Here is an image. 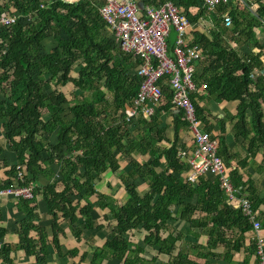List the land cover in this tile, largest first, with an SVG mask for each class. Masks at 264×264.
I'll list each match as a JSON object with an SVG mask.
<instances>
[{
    "label": "trees",
    "instance_id": "16d2710c",
    "mask_svg": "<svg viewBox=\"0 0 264 264\" xmlns=\"http://www.w3.org/2000/svg\"><path fill=\"white\" fill-rule=\"evenodd\" d=\"M136 1L144 6L171 2L192 26L200 27V21L215 25L209 32L212 35H193L205 58L195 81L199 87L204 81L203 91L214 103L237 101L236 114L228 116L233 137L245 143L250 155L261 151L264 165L262 56L240 55L222 38L226 34L222 17L228 16L233 24L231 38L235 42L240 38L261 52L264 0H246L242 12L228 11L234 0L219 6L215 15L206 13L201 0ZM102 7L100 0H0V17L12 9L10 15L17 19L14 25L0 28V190L22 186L16 178L17 166L24 168L25 185H33L38 176L50 182L42 189L34 187L33 201H18L23 216L15 226L16 248L34 257L35 264H48V233L35 226L40 223L37 204L42 202L51 218V245L62 260L213 264L218 259L230 263L234 253L254 254V243L247 248L244 244V234L252 231L251 225L240 209L229 207L218 180L203 176L195 184L185 182L189 166L179 152L189 150L181 138L182 131L190 130L183 113L172 106L173 90L167 81L158 83L162 98L151 118L126 121L125 111L141 83L137 74L140 63L120 50L100 15ZM257 32L263 42L257 40ZM47 41L56 46L45 54ZM168 47L172 57L175 45L168 43ZM69 84L75 88V103L57 88ZM204 98L200 93L192 95L197 116L203 129L218 141V156L229 167L232 156L223 149L225 128L217 127L220 137L212 133L216 126L210 120H216L217 126L218 120L200 105ZM173 109L178 113H171ZM169 115L173 117L170 131V125L163 124ZM168 131H173V141ZM169 143L171 147L162 146ZM121 161L127 162L120 177L127 196L122 206L97 190L105 173L120 170ZM237 165L241 169L247 163ZM229 176L232 187L248 200L253 211L264 207V196H259L253 180L243 182L237 168L230 169ZM142 185L146 186L143 192ZM82 202L86 204L83 208ZM95 205L110 211L102 219L105 225H99ZM203 214L206 217L195 219ZM59 218L78 244L86 242L84 238L92 232L105 234L106 243L93 253L65 250L57 239L65 234ZM184 224L190 228L187 235L182 232ZM6 232L0 227V258L3 264H13ZM31 232L38 235L37 241L29 238ZM165 234L168 236L163 239ZM189 234L196 243L185 242ZM202 235L209 238L206 246L198 244ZM220 249L223 254L218 255ZM248 256L243 264H249Z\"/></svg>",
    "mask_w": 264,
    "mask_h": 264
},
{
    "label": "built area",
    "instance_id": "2783aa9c",
    "mask_svg": "<svg viewBox=\"0 0 264 264\" xmlns=\"http://www.w3.org/2000/svg\"><path fill=\"white\" fill-rule=\"evenodd\" d=\"M74 1L76 0H64ZM100 1L103 4L100 15L115 37L120 50L140 63L138 77L141 83L131 106L125 111L126 121L151 118L162 98L158 83L161 80L167 81L173 90L172 106L183 113V120L188 123L192 136L194 133L193 147L179 152L181 159L189 166V182L195 184L207 173H211L218 180L219 187L228 201L238 205L243 217L251 225L256 264H264V239L259 235L261 230L259 214L253 211L248 200L245 197L241 198L238 195L239 191L232 187L230 169H227L223 159L218 156V141L203 129L191 97L192 94L199 93V87L195 83L196 67L205 61L202 48L187 41L191 23L171 2L157 5L155 9L154 6H144L136 0ZM201 1L208 15H215L219 6H228L234 2V0ZM244 1L246 0H235L242 5ZM16 21V17L2 15L0 28L10 27ZM202 24L203 21H200V26ZM222 26L226 30L232 29L231 18L223 16ZM171 29L177 34L172 57L169 55L167 43ZM24 175V168L17 166L16 178L22 186L1 191L0 199L9 198L26 202L33 200L34 186L25 185Z\"/></svg>",
    "mask_w": 264,
    "mask_h": 264
},
{
    "label": "crops",
    "instance_id": "0c3cea01",
    "mask_svg": "<svg viewBox=\"0 0 264 264\" xmlns=\"http://www.w3.org/2000/svg\"><path fill=\"white\" fill-rule=\"evenodd\" d=\"M240 7V4L237 5V9ZM254 11V10H253ZM252 11V12H253ZM203 23H205L203 21ZM193 27V26H192ZM222 29L225 30V33H232V29L226 30L225 28ZM223 30H219V33H222ZM197 33H202L197 29ZM211 32V31H209ZM208 32V33H209ZM207 33V34H208ZM194 34V33H193ZM225 35L223 34L222 38L224 43H227L228 46H230L231 49L237 51L240 55H246L249 53L252 54H260L262 56L261 60L264 65V48L261 52L258 50L254 49L252 45L245 44L243 43V40H240L238 38L239 42H235L236 40L232 39V42L225 40ZM263 39L259 32H257V40ZM189 40V41H188ZM193 35L189 34L187 37L188 42H192ZM262 41V40H261ZM260 42V41H259ZM263 42V41H262ZM199 65V64H198ZM197 65V66H198ZM204 64H201L198 66V69L196 72L200 74L199 72L203 68ZM204 81H202V84L199 87V93L200 96L203 95L205 98L204 100L200 101V105L204 108L209 109V111L212 114V117L218 120V126L216 124V120H210L211 123L214 122L213 127L216 126L213 129V134L218 135L219 137L221 136L220 130H218L217 127L225 128V133L222 135L224 136V146L223 149H226V151L232 156V159L229 160V169H235L237 168L239 172L243 175V182H247V179L250 178L253 180V183L255 185V188L257 190V193L259 194L260 197L264 196V165H262L263 161V156L262 152L259 151L255 153L254 155H250L247 151V148L245 146V143L243 144L242 141L236 140L233 137V131L231 130V123L228 121V116H234L236 114V106H237V101H234L233 103H227L226 101L219 102V103H214L212 100L207 98V94L204 93ZM205 94V95H204ZM171 113H178L176 110H172ZM172 116L169 115L167 120L163 121V124L170 125V127L173 124ZM224 123V124H223ZM172 130V127L169 129V131ZM168 131V138L169 140H174L173 137V131L169 132ZM171 135V136H170ZM192 134L190 131H182V138L181 141L185 142V145L187 148H192L193 147V138ZM164 147H171V144H162ZM223 159V158H222ZM242 162H246V168H241L238 167L237 163L241 164ZM121 168L119 171L113 173L111 171L107 172L104 174L102 183H100L97 186L98 192L103 195L110 197L116 201H118L119 205L121 203H126L127 196L125 189L123 188V185L121 183L120 177L124 174V168L127 165L126 161H121ZM50 182L43 177V176H38L37 179L35 180V183L33 184L35 188L42 189L46 186H48ZM146 186L140 191H145ZM239 199V198H237ZM40 202V199H37V203ZM95 202L97 200L95 199ZM18 202L13 201V200H8V199H0V217H2L0 227L3 229H6V238H5V243L7 246H11V253H10V259L12 260L13 264H35V258L34 257H27L23 254L22 251L18 250L17 244H18V236L16 234V224L18 223L19 220L22 219L23 213L17 205ZM38 205V214L40 217V223L36 222L35 226L43 227L45 231H47L48 236V253L49 255V261L48 264H90L89 262H80L79 259H74V260H62L59 259L56 255V251L53 247L52 244V236L50 233L51 229V218L46 214V208L43 205V203H39ZM229 207H233L234 209H239L238 205H233L232 203H228ZM86 205H81V208L85 207ZM95 211L99 215V225H105L103 222V218L105 216L110 215L109 210L102 211L100 210L97 205H95ZM259 214L260 218V223H261V230H260V236L264 239V219L262 220V216H264V207H261L259 211H257ZM206 215H196L195 219L199 218H204ZM58 224L60 225V228L65 231L64 235H58L57 239L59 241V246L63 247L65 250H80L81 253L88 252V253H93L94 249L96 248H102L104 244L106 243V235L103 233L95 234V232H92L91 235H86L84 238L85 241L81 242L80 244L77 243L76 239H74L71 230L69 229L68 225L64 224V221L61 220L60 218L58 219ZM37 226V227H38ZM184 228V229H183ZM183 233L188 234L190 231V228L187 227V225L183 227ZM171 232L174 231V226L170 227ZM106 233V232H105ZM108 233V231H107ZM168 234H165L162 236L164 239L167 237ZM29 238L37 241L38 240V235L34 232H31L29 234ZM254 233L253 231L247 232L244 234V244L245 247L249 246V244L254 243ZM186 243H196L197 239L195 237L190 236V234L186 237L185 239ZM209 238L207 236L202 235L199 240L198 244L201 246H206L208 243ZM2 248V245H0V250ZM223 252V249H220L218 251V255H221ZM223 254V253H222ZM248 256L247 252H239V253H234L232 261L228 263L227 261H224L223 259H218L216 260L215 263L213 264H243V259ZM212 260V259H210ZM249 264H256V258L254 254H251L248 256ZM162 262V261H161ZM201 263H205L206 260L200 259ZM0 264H3V260L0 258ZM102 264H107L106 262H103Z\"/></svg>",
    "mask_w": 264,
    "mask_h": 264
},
{
    "label": "rangeland",
    "instance_id": "374dc122",
    "mask_svg": "<svg viewBox=\"0 0 264 264\" xmlns=\"http://www.w3.org/2000/svg\"><path fill=\"white\" fill-rule=\"evenodd\" d=\"M71 1V0H70ZM65 3H71V2H65ZM143 4V3H142ZM239 3H236V2H234L233 3V5H231V6H229L228 7V11H230V10H237V11H239V12H242V4H240V7L237 9V5H238ZM158 6H154V8L156 9ZM178 8V7H177ZM179 9V8H178ZM177 9V10H178ZM178 12L181 14H183V11L182 10H178ZM12 13H14V11L11 9L9 12H6V16H10V17H14V16H11L12 15ZM11 14V15H10ZM184 15V14H183ZM185 16V15H184ZM214 28H215V25L213 24V23H203L200 27H197V26H193V27H191V28H189L188 29V34H192V35H194V34H197V29L200 31V32H202V33H208L209 31H213L214 30ZM217 29H215V31H216ZM111 33V32H110ZM194 33V34H193ZM210 35H212L211 33H209ZM111 36L113 37V39L115 40V42H116V44H117V41H116V39H115V37L112 35V33H111ZM231 36H233L232 35V33H227V35L225 34V40H227V41H230V42H232V39L233 38H231ZM176 39H177V34H176V32L173 30V29H171V33H170V38H169V40H168V43L170 44V46L171 47H174V45L176 44ZM243 39V38H242ZM189 41V40H188ZM193 43H194V41H192ZM45 54H48V53H50L52 50H53V48L56 46L55 44H53V42L52 41H47V42H45ZM137 62V61H136ZM139 63V62H138ZM201 64H205L204 62H201L199 65H201ZM198 65V66H199ZM198 66L196 67V70L198 69ZM138 72H139V69L137 70V74H138ZM143 74V73H142ZM77 75V72L75 73V76ZM78 76V75H77ZM143 79V78H142ZM195 83H196V81H195ZM196 85L198 86V83H196ZM199 87V86H198ZM59 90H61L62 92H64L65 94H66V96H68V98L70 99V101L72 102V103H75L76 102V100H75V97H74V90H75V88H74V86L72 85V84H69V85H66V86H64V87H62V86H58L57 87ZM193 95V94H192ZM192 95H191V97H192ZM109 98V100L111 101L112 100V98H111V96H108L107 95V99ZM171 136V135H170ZM193 137H194V133H193ZM170 144V143H169ZM224 164L226 165V163L224 162ZM126 168L127 167H125L124 168V170H126ZM227 169H228V167H227ZM204 176H212V174L211 173H207V174H205ZM213 177V176H212ZM25 179V178H24ZM184 179H185V182L186 183H190L189 182V174H186L185 176H184ZM141 190L144 188V185H142L141 187ZM1 191H4V190H0V192ZM142 192V191H141ZM4 199H8V200H13V201H16V202H18V201H21V200H14V199H9V198H4ZM31 201H33V200H31ZM31 201H27V202H31ZM126 203H121V205H125ZM81 205H86L84 202H82V204Z\"/></svg>",
    "mask_w": 264,
    "mask_h": 264
}]
</instances>
